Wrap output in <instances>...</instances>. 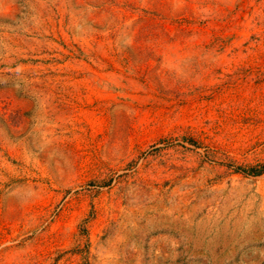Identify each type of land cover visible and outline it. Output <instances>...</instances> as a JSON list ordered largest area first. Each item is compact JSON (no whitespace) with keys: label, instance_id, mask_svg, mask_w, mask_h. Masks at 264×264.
<instances>
[{"label":"rangeland","instance_id":"1","mask_svg":"<svg viewBox=\"0 0 264 264\" xmlns=\"http://www.w3.org/2000/svg\"><path fill=\"white\" fill-rule=\"evenodd\" d=\"M0 264H264V0H0Z\"/></svg>","mask_w":264,"mask_h":264},{"label":"trees","instance_id":"2","mask_svg":"<svg viewBox=\"0 0 264 264\" xmlns=\"http://www.w3.org/2000/svg\"><path fill=\"white\" fill-rule=\"evenodd\" d=\"M262 173V172H261Z\"/></svg>","mask_w":264,"mask_h":264}]
</instances>
